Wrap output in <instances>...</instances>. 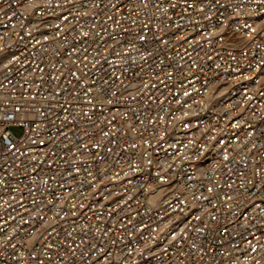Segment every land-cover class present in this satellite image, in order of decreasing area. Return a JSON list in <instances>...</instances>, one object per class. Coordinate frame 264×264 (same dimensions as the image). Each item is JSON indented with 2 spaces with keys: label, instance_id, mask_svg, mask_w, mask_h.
Wrapping results in <instances>:
<instances>
[{
  "label": "built area",
  "instance_id": "built-area-1",
  "mask_svg": "<svg viewBox=\"0 0 264 264\" xmlns=\"http://www.w3.org/2000/svg\"><path fill=\"white\" fill-rule=\"evenodd\" d=\"M0 264H264V0H0Z\"/></svg>",
  "mask_w": 264,
  "mask_h": 264
},
{
  "label": "rangeland",
  "instance_id": "rangeland-1",
  "mask_svg": "<svg viewBox=\"0 0 264 264\" xmlns=\"http://www.w3.org/2000/svg\"><path fill=\"white\" fill-rule=\"evenodd\" d=\"M11 130L17 137L21 136L24 132V130L20 127H13Z\"/></svg>",
  "mask_w": 264,
  "mask_h": 264
}]
</instances>
